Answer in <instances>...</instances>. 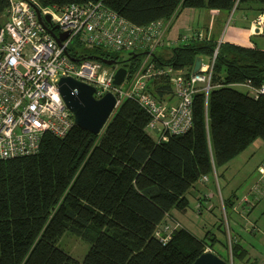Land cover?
I'll return each mask as SVG.
<instances>
[{
	"label": "trees",
	"instance_id": "1",
	"mask_svg": "<svg viewBox=\"0 0 264 264\" xmlns=\"http://www.w3.org/2000/svg\"><path fill=\"white\" fill-rule=\"evenodd\" d=\"M36 1L59 9L102 1L138 26L186 8L231 12L247 3L263 6L258 11L264 13V0ZM10 6V0H0V30ZM217 45L194 41L174 48L171 59L156 54L153 61L190 71L199 55H212ZM69 53L76 59L120 58L77 41ZM131 55L124 59L128 74L143 56ZM212 75L209 99L202 92L193 96L191 129L168 141L153 139L147 130L150 113L135 99H125L100 135L76 125L64 138L44 135L37 154L0 160V264H193L209 243L229 262L215 250L219 242L232 259L244 260L247 251L234 237L226 243L208 231L199 238L185 227L167 242L155 234L173 210L186 211L190 192L204 176L217 174L254 141H264V95L255 98L236 87L264 85V50L222 43ZM151 87L160 100L173 93L167 78H155ZM233 205L224 200L226 211ZM66 232L90 243L82 261L58 245Z\"/></svg>",
	"mask_w": 264,
	"mask_h": 264
},
{
	"label": "built area",
	"instance_id": "2",
	"mask_svg": "<svg viewBox=\"0 0 264 264\" xmlns=\"http://www.w3.org/2000/svg\"><path fill=\"white\" fill-rule=\"evenodd\" d=\"M10 4L0 30V160L37 154L44 135L64 138L74 128V115L58 90L57 81L63 76L92 86L96 99L112 93L116 97V110L125 99L138 101L151 115L147 130L158 136L155 139L158 142L188 132L193 123V96L202 92L207 101L215 87L212 74L221 43L213 50L208 62L202 61L197 73L153 61L156 51L167 44V32L177 11L169 19L138 26L102 1L71 3L60 9L43 7L36 0H10ZM38 12L43 19L50 16V23H42ZM263 25L264 15H259L255 30L263 33ZM48 28L57 36L64 33L69 36L59 44ZM206 38L202 30L187 29L181 40L188 43ZM76 41L82 47L102 48L117 55L122 51L131 52L129 56L143 51L142 62L117 87L114 75L119 67L106 66L99 59L72 58L69 49ZM158 77L167 78L173 91L163 100L157 99L151 88V83ZM236 85L244 87L255 98L264 95V85ZM167 97L175 98L176 103L166 100ZM259 172L262 182L251 189L250 198L264 194V169L261 167ZM214 178L218 181L216 173ZM208 179L204 176L202 181ZM244 199L248 210L252 199ZM179 227L182 225L178 222L164 223L157 229L156 237L167 242Z\"/></svg>",
	"mask_w": 264,
	"mask_h": 264
},
{
	"label": "crops",
	"instance_id": "3",
	"mask_svg": "<svg viewBox=\"0 0 264 264\" xmlns=\"http://www.w3.org/2000/svg\"><path fill=\"white\" fill-rule=\"evenodd\" d=\"M260 8H263V6L261 7L260 5H257V4L250 5L247 3H243L242 5H239L238 8L232 12H228L225 10H215V9H210V8L209 9L186 8V10L181 11L180 13L176 15L175 20L171 23L168 29V32H167V39H166L167 44L160 49H165V48L174 49L177 46L187 44V43L182 42L181 40L182 36L185 34L187 29H193L195 31H198V30L204 31L207 37L204 40L206 42L213 41L216 44H220V43L222 44L224 43L225 41L224 39L227 36L226 38L227 42L232 45L235 44L237 46H241L244 48L245 47H248V48L257 47L260 50H264V32L258 33V31H256L254 27L255 20L259 17V15H264V13L262 14L261 12L259 13L258 9ZM225 27L229 29V32L226 36L223 37L225 29H226ZM254 30L256 31V33H254ZM211 31H212V34H211ZM256 36H258L257 38H259V40L263 38V40H261L262 46L258 45L257 40L253 41L254 40L253 38ZM160 52L161 51L157 52L156 54L158 55V53ZM202 56H203V59H202L203 62H204L205 57H207L206 62H208L211 57V55H202ZM236 87L244 88L238 85H236ZM173 102L176 103V100H173ZM261 167L264 169V164L258 167V170H257L258 174H260L259 170ZM216 171H217V174L220 175L218 169ZM208 178H209V181H205V182L202 180L199 181L196 184V186L193 187L192 191L189 194L192 196L194 201L196 200V198L199 201L196 205L198 213L199 212L204 213L203 212L204 209L207 208L212 215L213 214L215 215V212H217L218 209L219 211H221L222 209L225 212V214L228 213V210H230L231 213L236 212V213L242 214L241 207H243V211H248L247 217H249L252 215V213H254L255 209L259 206V204L263 203L264 201V194L261 197L260 196L254 197L253 198L254 202L251 203V207H248V210L244 209L245 204L242 202V204L240 205L241 200L234 191L232 192L229 191L226 197L223 196L222 193H223L224 188L222 189L219 178H218V184L216 182V178H214V175ZM261 182H262V177L259 176V178L256 179L254 183L251 185L250 191L251 189L254 188V186H257ZM235 197L236 199H234ZM229 198L233 200L234 205L229 207V209L226 211L223 203H224V200H228ZM238 200H240L239 201L240 203L239 205L237 204L238 206H236V202ZM171 214H172V217L178 219L182 223V225H184L183 228L185 227L186 229L190 231L189 227L183 224L181 212L177 210H173ZM221 214H223V212ZM216 215H218V213ZM245 221L248 222V220H245ZM254 222L255 223L252 224L251 230L246 229V227L242 224V222L240 223V222L233 221L230 223L231 225L229 226V231L232 232L231 234L234 237V239L238 240V242L241 245H243L247 251V257L244 259V261H246L247 264L257 263V260L251 263V258L253 256L249 248H254L253 249L254 252L264 256V246L256 243L254 236L252 235L253 232H255V228H257V225H258V222L256 221ZM222 230L218 229V231H216L217 233H214L212 231L211 234H213L214 237L218 238V240L223 241L224 238L220 235L221 233H223ZM190 232L194 236H198L197 234H194L192 231ZM223 235L226 237V234L223 233ZM198 237L204 238L205 236H202V237L198 236ZM219 243L220 245H222L221 242Z\"/></svg>",
	"mask_w": 264,
	"mask_h": 264
},
{
	"label": "rangeland",
	"instance_id": "4",
	"mask_svg": "<svg viewBox=\"0 0 264 264\" xmlns=\"http://www.w3.org/2000/svg\"><path fill=\"white\" fill-rule=\"evenodd\" d=\"M225 28L226 29H225L223 37L226 36L229 32V29L227 27ZM211 34H212V31H211ZM257 37L258 36L254 37L253 41L257 40L258 45L262 46L261 40H263V38L259 40V38ZM226 38L227 36L224 39L225 40L224 43H228ZM202 42H206V41H202ZM79 50H80L79 52L83 55H85L86 53H89V51L86 49L85 50L79 49ZM159 51L161 52L158 53V56H160L164 61L171 59L173 57V49L171 48H165V49L159 48L157 52ZM130 53L131 52L122 51L118 54V56H120L121 59H127V58H130L129 56ZM136 53L142 54L143 51L142 52L137 51ZM206 61H207V57H205L204 59V62ZM239 90L243 92L246 91L245 88H239ZM173 99L175 98H171V97L166 98V100H173ZM149 135H151L153 139H157L158 137L153 132H149ZM262 164H264V141L262 139H258L254 141V143L249 145V147L245 151L240 153L238 157L234 158L233 160L228 162L223 167L218 168V171L220 174L218 175L220 184L222 186V189L223 188L225 189V190L223 189V193H222L223 196L226 197L229 191L231 192L234 191L241 200V201L238 200L236 202V206H238L240 202H241L240 203L241 205L242 202L245 201L244 197H247L248 200L252 199L250 204L253 203L254 197L252 198L249 197V195L252 194V192L250 191V187L254 183V181L259 178V176L262 177L260 174H258V171H257L258 167L261 166ZM207 181H209V179ZM216 182L218 184V181ZM258 196L261 197V195H258ZM195 201L192 198V196L189 195L190 206L186 209V211L181 212L183 224L187 225L190 231H192L194 234H197L198 236L202 237V236H206L205 234L207 233V231L209 232L213 231L214 233H217L216 231H218L219 229L218 226L222 224V229L225 231L224 234H226V237L223 235V233H221L220 235L224 238L223 240L224 242L230 243L231 238H233L231 234L232 232L229 231V226L231 225L230 224L231 222L233 221L240 222V223L242 222V224L246 227V229L251 230L252 224L255 223L254 221H256L258 222V225H257V228H255V232H253L252 235L254 236L256 243L264 246V201L263 203L259 204V206L255 209L254 213H252V215L249 217H247L248 211H243V207H241L242 209L240 208L242 211V214H239L236 212L231 213L230 210H228V213L225 214V212L222 209L221 211L223 212V214H221L222 212L219 211L218 209L217 212H215V215L214 214L212 215L207 208L204 209L203 211L204 213H200V212L198 213L196 205L199 201L197 198ZM217 213L218 215H216ZM245 220H248V222H246ZM172 222H178L180 223V225H182V223L174 217L167 219L166 223H172ZM183 226L184 225H182L181 228H183ZM58 242H59L58 245L66 253H68L70 256L77 259L78 261H82L84 259V257L87 255L91 247L90 243L87 240H84L83 238H79L78 236L74 235L71 232H66L58 240ZM209 244L206 245L205 251L213 252L214 248H212V246H209ZM249 249L251 250V253L253 256L251 258V263L257 260L256 264H264V256L254 252L253 251L254 248H249ZM215 250L217 252H220L221 255L223 256L226 255L227 257H229L230 264H247V262L244 261L243 259L241 260L240 258H237V257L232 259L230 255V251H227L224 248V246L220 245V243L215 244Z\"/></svg>",
	"mask_w": 264,
	"mask_h": 264
},
{
	"label": "water",
	"instance_id": "5",
	"mask_svg": "<svg viewBox=\"0 0 264 264\" xmlns=\"http://www.w3.org/2000/svg\"><path fill=\"white\" fill-rule=\"evenodd\" d=\"M38 14L42 23H50V16L43 19L39 12ZM57 28L58 27L55 29ZM48 31L56 38L59 44H61V42L69 36L66 33L57 36L51 28H48ZM95 59L101 60L106 66H111L112 68H114L117 63V59H107L103 57H96ZM202 59V55H199L196 59L193 68L194 73H197L200 70L202 66ZM122 62L124 65L120 66L114 75V85L117 87L123 84L129 71V65L124 61ZM57 82L58 90L64 103L72 112V115H74L75 126L77 125L94 135H100V133L106 128L108 122L111 120V117L115 114L114 112L117 108L116 97L112 93H109L102 98L96 99L94 97L96 91L92 86L87 83L84 84L76 79L74 80L71 77L63 76L58 79ZM193 264L230 263L225 261L222 257H218L214 252L208 251L197 257V260Z\"/></svg>",
	"mask_w": 264,
	"mask_h": 264
},
{
	"label": "flooded vegetation",
	"instance_id": "6",
	"mask_svg": "<svg viewBox=\"0 0 264 264\" xmlns=\"http://www.w3.org/2000/svg\"><path fill=\"white\" fill-rule=\"evenodd\" d=\"M108 58L109 59H115V58H110V57H108ZM122 61H124V59H121V58L117 59L116 66L120 68V66L124 65V63Z\"/></svg>",
	"mask_w": 264,
	"mask_h": 264
}]
</instances>
